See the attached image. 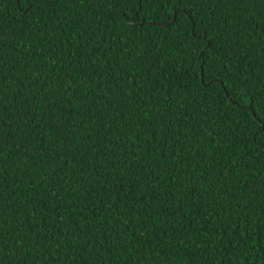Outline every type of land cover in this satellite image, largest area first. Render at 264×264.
Segmentation results:
<instances>
[{
  "label": "trees",
  "instance_id": "trees-1",
  "mask_svg": "<svg viewBox=\"0 0 264 264\" xmlns=\"http://www.w3.org/2000/svg\"><path fill=\"white\" fill-rule=\"evenodd\" d=\"M136 12L0 0V264H264V0Z\"/></svg>",
  "mask_w": 264,
  "mask_h": 264
},
{
  "label": "snow or ice",
  "instance_id": "snow-or-ice-1",
  "mask_svg": "<svg viewBox=\"0 0 264 264\" xmlns=\"http://www.w3.org/2000/svg\"><path fill=\"white\" fill-rule=\"evenodd\" d=\"M41 0H36V3L39 4ZM109 3L112 2V0H108ZM173 0H136L137 4V12H136V25H143L144 21L139 20V16L141 14L147 16L152 14H163L166 12L167 7L170 3H172ZM192 3H199L200 0H191ZM176 15H181L179 11V6L177 7ZM190 19V18H189ZM177 21L168 19L167 20V26L169 28L173 27ZM176 35L179 37L181 35L180 29H176ZM188 37H191V43L188 42ZM207 39V37H204L201 34H198V30L196 27V22L194 20L191 21V27L187 31V35L185 36V40L182 41V45H186L185 51H187L189 48L191 51L188 53L189 56L196 55V48L200 47L201 41ZM211 47V44H205L202 48V52L200 53L201 59H203V54L208 51V48ZM199 72L202 76L205 77V84L203 85L205 88V91L208 89H211L213 85L222 86L223 80L220 76H212V73L217 71L215 63H209L207 61H204L203 63L198 65ZM207 77H211V79H207ZM225 92H227V88L223 89ZM244 93L241 92L240 95H243ZM229 100L232 99L231 96L228 97ZM246 107L245 111L250 114V117L255 118V122L258 125L257 127V134L258 136H264V94L256 96L252 95L249 97V99L245 102ZM261 147L264 148V141H261ZM3 225L0 224V227ZM2 251V249H0Z\"/></svg>",
  "mask_w": 264,
  "mask_h": 264
},
{
  "label": "water",
  "instance_id": "water-1",
  "mask_svg": "<svg viewBox=\"0 0 264 264\" xmlns=\"http://www.w3.org/2000/svg\"><path fill=\"white\" fill-rule=\"evenodd\" d=\"M174 15H176V12L174 13Z\"/></svg>",
  "mask_w": 264,
  "mask_h": 264
}]
</instances>
